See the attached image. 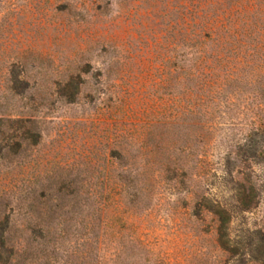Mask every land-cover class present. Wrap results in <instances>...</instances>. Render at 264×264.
<instances>
[{
	"label": "rangeland",
	"instance_id": "1",
	"mask_svg": "<svg viewBox=\"0 0 264 264\" xmlns=\"http://www.w3.org/2000/svg\"><path fill=\"white\" fill-rule=\"evenodd\" d=\"M214 1L220 42L199 44L182 0H0V126L33 118L42 135L9 161L0 135V214L5 191L21 187L64 182L80 201L43 237L12 196L14 264H236L217 248L212 219L191 216L202 196L231 211L228 235L264 264V141L249 137L264 124V0ZM183 52L199 66L190 80ZM70 77L81 82L75 104L60 96ZM121 132L133 136L118 148ZM238 184L253 187L245 211Z\"/></svg>",
	"mask_w": 264,
	"mask_h": 264
},
{
	"label": "trees",
	"instance_id": "2",
	"mask_svg": "<svg viewBox=\"0 0 264 264\" xmlns=\"http://www.w3.org/2000/svg\"><path fill=\"white\" fill-rule=\"evenodd\" d=\"M229 3L232 2L233 5H236L240 2V0H225ZM106 4L109 5L110 2L106 1ZM215 4L214 0H182V8L186 10V15L188 16V22H186V26L191 28L188 35H191L190 38L200 39L199 44H202L205 40L213 39L214 41H219V38H214L216 33L215 27L218 26V15L208 16L207 8ZM252 7V6H251ZM250 7V8H251ZM231 10L234 11H243V7L239 9V7H231ZM234 24V22H233ZM223 25V24H221ZM221 27V26H220ZM224 27V25L222 26ZM229 27H231L229 25ZM199 30V31H198ZM213 37V38H212ZM192 55H188V53L183 52L181 58V66L180 69L183 72V77H186L190 80L193 76L198 75L199 66L198 63L196 65L195 58ZM200 59V58H198ZM203 62V59L200 61V65ZM21 64V63H20ZM21 74L19 75L18 82L22 85V88H28L29 80L25 75L24 64H21ZM71 90L68 92V90ZM81 91V82L74 83V78L70 77L65 81L64 87L61 90V98L67 104H75L77 98L80 96ZM110 99L107 100L108 103L113 101V98L110 96ZM119 102V100H117ZM188 114H194L190 110L182 109L179 113L180 116L186 117ZM146 124V135L150 138L154 139L156 137L157 122H149ZM136 126L133 125V131L136 132ZM0 135L3 137L4 142V156L3 159L6 161L12 160L15 156L19 157L27 152L30 149H34L38 147V145L42 141V135L40 133V125L39 121L33 118L20 117L18 119H10L6 118L2 120V124L0 126ZM258 136L262 141H264V124L256 127L252 130V134L249 137ZM128 137H132L133 134H128L126 132H121L117 135V145L118 148L121 146V139H126ZM157 142V141H156ZM156 147V146H155ZM263 151H261V154ZM116 156L123 159L121 156V150H117L114 152ZM174 171L172 172L173 176H176V171L179 169L178 166H174ZM169 173L171 171L168 169ZM186 173V172H185ZM183 176L184 180L182 182L185 183V179H187V173ZM171 175V174H170ZM129 174L127 176H119L120 182L125 184L126 182L129 184ZM62 176H58L56 182L60 183ZM246 188L242 184H238V188L235 191V201L236 208L238 210H247L250 207V203L252 201V193H246V191L253 192V187L249 186ZM84 200L86 198L90 199L91 195L87 191H83ZM16 194V201L19 204H23L26 206V216L28 218V224L31 226L30 231H36L38 234L45 237L47 234H50L51 230L50 226L51 221L54 220V215L59 217L63 212L64 208H69L70 210H66L65 214H73L75 213V207L80 201L78 200V191L75 189H71L64 182L57 187L52 188L49 185L41 186L39 189L29 187L18 189V192L5 191L2 201H4V213L0 214V264H14L16 262V255H18V244L14 243L8 235L11 224V216L12 212L10 210V206L12 204V196ZM73 200V201H72ZM69 202V205L67 203ZM208 202L205 197L202 196L201 200H195V204L193 209L195 213L191 216L193 218H201L202 214L205 216H209L212 219V222L215 224V243L217 248L223 252L229 258H237L236 264H260L259 261L262 260L261 254L258 252L257 255H251L244 252H250L240 250L237 247L236 241H234L230 235H228V225L231 221L232 215L231 211L224 207V205L218 204H208L204 205L202 202ZM84 211V210H82ZM95 210H93L94 212ZM85 212V211H84ZM47 223V226H44V223ZM52 228V227H51ZM259 251V250H258ZM254 252V251H253ZM257 252V250H255ZM249 256V258H248Z\"/></svg>",
	"mask_w": 264,
	"mask_h": 264
}]
</instances>
